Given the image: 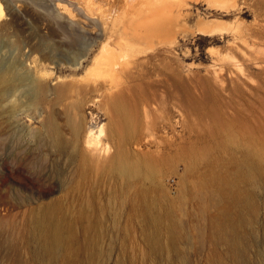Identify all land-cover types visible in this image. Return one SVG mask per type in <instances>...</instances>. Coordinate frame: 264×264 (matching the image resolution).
<instances>
[{"label": "rangeland", "instance_id": "obj_1", "mask_svg": "<svg viewBox=\"0 0 264 264\" xmlns=\"http://www.w3.org/2000/svg\"><path fill=\"white\" fill-rule=\"evenodd\" d=\"M39 1L0 0V56L22 61L38 94L0 102V264L48 260L41 216L68 232L51 264H264V0H175L111 83L89 69L106 40L90 41L94 16ZM112 96L130 114L123 133ZM52 114L68 140L67 118L82 120L77 145L50 143ZM88 131L108 148L80 175ZM119 149L130 177L110 166Z\"/></svg>", "mask_w": 264, "mask_h": 264}, {"label": "bare ground", "instance_id": "obj_2", "mask_svg": "<svg viewBox=\"0 0 264 264\" xmlns=\"http://www.w3.org/2000/svg\"><path fill=\"white\" fill-rule=\"evenodd\" d=\"M38 1L39 0H33V2L35 3ZM64 1H67L68 3L67 5L74 6L75 10H82L83 13L87 14L85 16L87 17L88 15L91 16V18L89 19H92V16H94L95 19L94 18L93 19L99 22L98 26L96 25V27H98L97 34L92 38L89 35L88 36L91 38L90 41L92 43H95L96 40L100 37V35H104L106 37V40L102 42V44L100 45V49L97 55L95 56V58L93 59L92 65L89 69H92L93 71L97 70L98 73L100 71L102 75L108 77L107 81H109L110 83L112 82L114 77L117 78V76H115V73L118 72L114 71L115 69L117 70L116 67H121L122 65L126 64L128 61L127 59L130 58L129 54L130 52H132L131 47L138 43L140 44L142 42L144 43L145 40L148 41L147 39L143 40L144 35H149L151 32H153V30H155V28L158 26L159 21L164 19V17L169 16L170 18L174 11L172 9L173 6L172 4H174L175 6V3H173L175 0H64ZM210 1L214 3H224L226 0H210ZM69 6L67 8H69ZM182 6L184 7L185 3ZM5 7L8 10L7 5ZM67 8L66 6H64V8L62 9H67ZM0 9L2 10V8ZM9 10L16 11V8L14 7L13 3H12V7L9 8ZM68 12H70L71 14L70 10ZM77 15L78 14H76L75 16ZM71 19L73 21V17ZM74 19L76 21L78 20L76 18ZM67 20L70 19L67 18ZM96 21L95 23H97ZM77 25L80 26L79 24ZM73 26H75L74 22H73ZM89 26H91V24ZM130 27H132V34L138 37L135 41L131 40L130 37L129 38L127 37V34L129 33L128 30ZM82 29L78 28V30H80L81 33L84 32L85 28L83 29V32ZM141 30L142 31L144 30L145 32H142ZM87 53H88L87 50L84 52L78 51L76 52L75 55L71 56V60L75 67L81 64L83 57ZM132 61L135 62V60L133 59ZM22 67H23L22 61L20 62L16 60H10L9 58H4L0 56V102L6 99L10 95V93H12L15 90H18L20 87L29 86L30 96L27 99V103L33 104V101L38 94L34 90L33 79L29 77V74L27 72L22 71L21 69ZM129 69L130 68H128L127 70ZM104 72L106 74L108 72L109 76L103 74ZM93 89L99 90L98 92H100V90L106 91L105 90L106 85L103 84ZM45 90L46 88L43 85H40V92L42 94L45 92ZM110 94L112 93L110 92ZM61 96H62V92L58 93L56 99L61 98ZM110 103L112 105L114 112H116L120 116V118L117 117L118 118L116 123L117 125L113 122L114 125H116L115 126L116 130L118 133L121 132L123 133L125 131V128H127L130 124L129 111L127 110L126 106L121 102V100H118L113 96L110 98ZM14 105L15 104L11 105L10 108L8 109V111H10L11 113L15 112ZM67 125L69 129L71 128L69 130L71 133V138L69 140L64 137L61 126L53 114L49 118H47L43 124V127L45 128L46 137L48 138L50 143L53 144L55 148L58 150L64 149L67 146L69 147L75 146V144L77 145V143L79 142V135L81 133V128H82V120L78 117L74 118L72 116H69L67 118ZM96 137L98 136H95L91 131H88L85 134L84 142L87 145L86 152L85 153L82 151L80 152L79 162H77V166H78L77 171L80 175L85 171L86 172L84 173V175L88 173L89 168L92 167L90 165H94L92 163L93 157H96L97 153L100 150L102 149L104 150L108 148L106 145H104L103 147L100 146L99 140ZM83 166L85 168V171L82 168ZM110 166L114 167V170H117L125 177H130L132 173L137 171V165L131 164V162L127 161L123 149H119L112 154ZM46 219L47 216H41L36 220V231L38 233V238L36 241H37L38 251L42 253L46 259H48L45 260L43 264H51L54 256L58 255V251H60L61 248L64 247L65 242L67 240L68 232H66V229L63 226H61L59 221L47 222ZM49 223L50 225H48Z\"/></svg>", "mask_w": 264, "mask_h": 264}]
</instances>
